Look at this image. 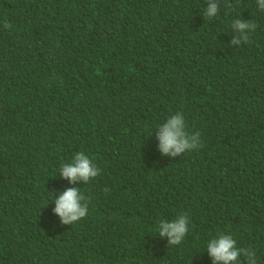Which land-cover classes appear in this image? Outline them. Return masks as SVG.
I'll use <instances>...</instances> for the list:
<instances>
[{
    "label": "trees",
    "instance_id": "16d2710c",
    "mask_svg": "<svg viewBox=\"0 0 264 264\" xmlns=\"http://www.w3.org/2000/svg\"><path fill=\"white\" fill-rule=\"evenodd\" d=\"M209 2L0 0V264H213L221 233L264 264V11ZM178 112L202 146L171 157L157 133ZM81 151L100 174L72 184ZM70 187L88 214L63 225ZM182 213L170 246L158 222Z\"/></svg>",
    "mask_w": 264,
    "mask_h": 264
},
{
    "label": "clouds",
    "instance_id": "9594fccd",
    "mask_svg": "<svg viewBox=\"0 0 264 264\" xmlns=\"http://www.w3.org/2000/svg\"><path fill=\"white\" fill-rule=\"evenodd\" d=\"M258 8L264 11V0H257ZM231 9V4L226 5ZM218 14L217 4L209 2L204 15L213 18ZM5 28H10L8 22ZM232 28L240 34L239 38L233 39L231 44L240 45L249 41V33L254 32L257 24L254 21L245 22L242 19L233 21ZM157 139L159 151L164 155L177 157L186 151L199 149L202 146L200 133L189 134L186 131L185 118L182 113H176L158 127ZM100 174V169L93 163L83 151L77 152L71 162L64 163L60 167V177L70 183H89ZM55 207L53 213L60 218L61 224L72 225L88 214V202L81 190L70 187L62 191L53 200ZM159 235L167 236L170 246L180 245L189 232V216L182 213L176 219L168 222H158ZM207 251L212 258L213 264H257L256 252L252 249L237 247V242L230 234H219L218 238H212L207 243ZM243 257V261L241 260Z\"/></svg>",
    "mask_w": 264,
    "mask_h": 264
}]
</instances>
